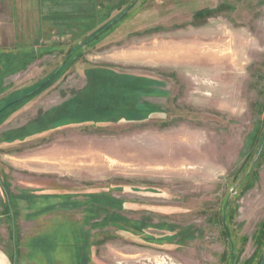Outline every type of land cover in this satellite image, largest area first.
Here are the masks:
<instances>
[{"label": "rangeland", "instance_id": "obj_1", "mask_svg": "<svg viewBox=\"0 0 264 264\" xmlns=\"http://www.w3.org/2000/svg\"><path fill=\"white\" fill-rule=\"evenodd\" d=\"M118 1L110 18L136 0ZM48 10L0 0V110L18 100L0 120V264H260L264 0H137L81 48L95 29ZM156 41L195 55L136 57ZM226 41L241 66L196 57Z\"/></svg>", "mask_w": 264, "mask_h": 264}, {"label": "trees", "instance_id": "obj_2", "mask_svg": "<svg viewBox=\"0 0 264 264\" xmlns=\"http://www.w3.org/2000/svg\"><path fill=\"white\" fill-rule=\"evenodd\" d=\"M43 1L49 4V10L47 14L44 16V19L49 20L55 25L57 24L58 26L59 24H63V27L65 28L72 23L73 26L68 27L71 28L72 30H76L77 26H80L83 29L87 28V30H90L89 32L95 29L89 36L85 37L82 40V42H80L76 46V48H81L82 46H87L90 43H97L101 41V39L104 37L108 29L114 25L113 24L112 26L109 27V24H111V22L123 12L122 11L118 13V15L115 16L114 18H110V15L113 12V10L116 7L120 6L118 4L120 1H118L117 3L115 2L112 3V0H102L103 3L99 5L102 6V10L100 13L97 12L96 10L98 6V4L96 3L97 0H43ZM79 38L81 37H78L77 39ZM66 61L63 62V66L61 67V69L67 64ZM53 76L54 75L52 74L45 83L41 84V86H38L36 87L35 90L29 92L28 94H25L20 100L22 101L21 103L26 102L25 99H27L28 97L33 96L38 92L46 89L50 85ZM17 101L12 102L11 104L7 105L6 107L0 110V120H3V118L5 119V117L10 113L9 111L10 108L13 105H15ZM255 146L258 147V151H259L257 156H260L264 148V132L259 133V139L255 141Z\"/></svg>", "mask_w": 264, "mask_h": 264}, {"label": "bare ground", "instance_id": "obj_3", "mask_svg": "<svg viewBox=\"0 0 264 264\" xmlns=\"http://www.w3.org/2000/svg\"><path fill=\"white\" fill-rule=\"evenodd\" d=\"M233 34V33H232ZM211 35V34H210ZM222 35V34H221ZM236 35V34H235ZM195 36V35H194ZM218 37L220 36V35H217ZM223 36V35H222ZM227 36V35H226ZM234 36V35H233ZM233 36H232V39L234 40V38H233ZM198 37V36H197ZM196 37V38H197ZM211 37H212V35H211ZM216 37V36H215ZM230 37H231V35H230ZM235 37H237V36H235ZM186 38H187V36H186ZM190 38V37H189ZM195 38V37H194ZM200 38H201V36H200ZM207 38V37H206ZM206 38H204V39H206ZM222 38H224V37H222ZM199 39V38H198ZM193 40H195V39H193ZM237 40V39H236ZM229 41V40H228ZM196 42V41H195ZM217 42V41H216ZM227 42V41H226ZM231 42V41H230ZM230 42H227V44L225 45V46H223V45H217V44H213V45H209L208 47H207V45H204L203 44V49H197V52H198V54L199 55H196V57H201L202 55H204V54H210V52L212 53L211 55L212 56H214L216 59H219V61H221L220 60V58H230L229 59V61H230V64L229 65H231V66H235V65H237V64H240L238 61H239V59H240V57H241V55H240V53H239V51L238 52H235V50H232V48H231V44H230ZM233 42V41H232ZM239 42H241V41H239ZM181 43V42H180ZM194 43V42H193ZM221 43H223V42H221ZM220 43V44H221ZM225 43V42H224ZM235 43V42H234ZM212 44V43H211ZM236 45V44H235ZM238 45V44H237ZM189 46V45H188ZM187 46V47H188ZM194 46V45H193ZM202 47V46H201ZM239 47V46H238ZM173 47L171 46V43L169 42V41H163V42H153L151 45H148V46H146V47H144L142 50H141V52H142V54H140V53H138V55L136 56L138 59H141V60H143V61H149V62H151V63H156V64H161V63H163V62H166V61H168L169 60V58H172V57H176L177 58V60H179V59H188L189 58V54H191V55H195V53L192 51L191 53H190V50H181V51H175L174 49H172ZM236 49V48H235ZM249 49H250V47H249ZM203 50V51H202ZM210 50V51H209ZM244 50V49H243ZM243 50H240V51H242L243 52ZM202 51V52H201ZM205 51V52H204ZM245 51V50H244ZM137 52H139V51H137ZM250 52V51H249ZM133 53V52H132ZM246 53V52H245ZM242 54V53H241ZM247 54V53H246ZM245 54V55H246ZM134 55V54H133ZM242 58V57H241ZM242 62V61H241ZM239 66H241V64L239 65ZM195 67H197V66H195ZM223 67V66H222ZM237 67H238V65H237ZM214 69V68H213ZM208 70H209V68H208ZM212 70V69H211ZM215 70V69H214ZM226 70V69H225ZM218 71V70H217ZM216 71V72H217ZM220 72V71H219ZM226 72V71H225ZM236 72V71H235ZM130 145V144H129ZM102 158H103V156H102ZM105 159H106V157H105ZM107 161H109L108 159H107ZM61 162V161H60ZM92 163V162H91ZM104 163H106V162H104ZM109 163V162H108ZM112 163H113V161H112ZM55 166H57V165H55ZM123 166V165H122ZM110 167V166H109ZM114 168V167H113ZM117 169V168H116ZM124 169H126L125 167H124ZM132 169V168H131ZM135 169V168H134ZM157 170H158V168H157ZM62 171V170H61ZM143 171V170H142ZM148 171V170H147Z\"/></svg>", "mask_w": 264, "mask_h": 264}, {"label": "water", "instance_id": "obj_4", "mask_svg": "<svg viewBox=\"0 0 264 264\" xmlns=\"http://www.w3.org/2000/svg\"><path fill=\"white\" fill-rule=\"evenodd\" d=\"M136 1L133 2L132 4H130L117 18H115L111 22V24H109V27L112 26L113 24H115L116 22H118L135 5ZM62 66H63V64H61L58 69H60ZM260 264H264V250H263V253H262Z\"/></svg>", "mask_w": 264, "mask_h": 264}]
</instances>
